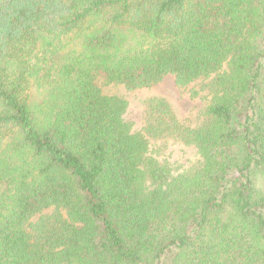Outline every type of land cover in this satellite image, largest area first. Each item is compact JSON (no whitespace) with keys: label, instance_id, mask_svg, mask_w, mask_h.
Returning <instances> with one entry per match:
<instances>
[{"label":"trees","instance_id":"trees-1","mask_svg":"<svg viewBox=\"0 0 264 264\" xmlns=\"http://www.w3.org/2000/svg\"><path fill=\"white\" fill-rule=\"evenodd\" d=\"M0 264H264V0H0Z\"/></svg>","mask_w":264,"mask_h":264},{"label":"rangeland","instance_id":"rangeland-1","mask_svg":"<svg viewBox=\"0 0 264 264\" xmlns=\"http://www.w3.org/2000/svg\"><path fill=\"white\" fill-rule=\"evenodd\" d=\"M193 87L194 84L186 88H180L176 84L175 77L173 75H168L157 85L151 88L139 89L134 92L128 93L123 87H105L104 89L106 92L118 91L128 94L129 107L126 117L130 122L135 123L136 128H140V101L149 96L157 95L168 98L178 113L183 117L199 112L204 106V102H202V99L191 96L190 91ZM170 159L172 163H175L176 168L183 169L189 165L191 161L196 159V153L191 147L174 145L171 149Z\"/></svg>","mask_w":264,"mask_h":264}]
</instances>
